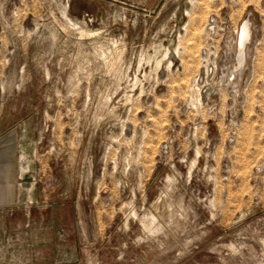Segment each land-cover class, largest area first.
<instances>
[{"label":"rangeland","instance_id":"374dc122","mask_svg":"<svg viewBox=\"0 0 264 264\" xmlns=\"http://www.w3.org/2000/svg\"><path fill=\"white\" fill-rule=\"evenodd\" d=\"M0 264H264V0H0Z\"/></svg>","mask_w":264,"mask_h":264},{"label":"bare ground","instance_id":"6f19581e","mask_svg":"<svg viewBox=\"0 0 264 264\" xmlns=\"http://www.w3.org/2000/svg\"><path fill=\"white\" fill-rule=\"evenodd\" d=\"M249 22L245 21L242 23L241 26H239V28L237 29V53H236V57H235V62H234V70L231 72L229 75H236V71L238 69H241L245 63V53L244 49L246 47L247 42L250 39V28H249ZM251 24V23H250ZM199 99V98H198ZM197 99V100H198ZM194 100V99H193Z\"/></svg>","mask_w":264,"mask_h":264},{"label":"built area","instance_id":"2783aa9c","mask_svg":"<svg viewBox=\"0 0 264 264\" xmlns=\"http://www.w3.org/2000/svg\"><path fill=\"white\" fill-rule=\"evenodd\" d=\"M235 36H236L235 37V47H236V50H237V47H238V44H237V30H236V35ZM204 52H205V50L203 51V53ZM207 74H208V72H207L206 69H204L203 71L199 72L198 75L195 78H193L194 79V86L197 87L199 81H201L203 79L205 80V78H207ZM234 79H235V76H233V75H231L230 77H227V80H228L227 84H230Z\"/></svg>","mask_w":264,"mask_h":264}]
</instances>
